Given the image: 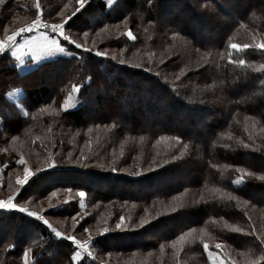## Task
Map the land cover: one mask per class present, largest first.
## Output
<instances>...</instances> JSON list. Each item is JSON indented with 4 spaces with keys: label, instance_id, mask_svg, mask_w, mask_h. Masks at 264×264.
I'll return each mask as SVG.
<instances>
[{
    "label": "trees",
    "instance_id": "trees-1",
    "mask_svg": "<svg viewBox=\"0 0 264 264\" xmlns=\"http://www.w3.org/2000/svg\"><path fill=\"white\" fill-rule=\"evenodd\" d=\"M34 2L4 0L0 27L34 13ZM40 3L45 19L53 8L49 12L59 21L60 13L71 15L79 7L76 0ZM122 17L136 36L123 39L136 46L132 50L111 47L117 33L94 40L82 36L86 48H109L125 65L82 48L76 58L60 56L48 63L53 68L48 77L32 86L24 80L41 75L42 68L21 72L9 51L0 54V73L13 76L0 87V196L16 191L22 154L32 172L47 171L33 176L15 201L56 218L50 222L66 235L91 236L92 256L83 264H212L203 242L226 264H248L264 250L257 239L264 237V181L258 178L264 175V72L258 71L264 50L237 52L230 45L252 44L253 36L259 41L264 35V0H119L114 8L104 0H86L66 27L70 34L65 32L79 41L70 28L89 30ZM149 23L160 48L152 41L148 52L142 44L151 33ZM230 53L245 65L230 63ZM134 79L138 84L129 81ZM73 84L80 86L75 107L65 111L55 103L49 112L51 99L59 101L62 87L67 91ZM19 89L23 106L8 97ZM127 90L122 98L117 95ZM136 93L145 96H131ZM199 94L206 101L197 103ZM47 130L53 131L52 144L43 139ZM161 136H179L182 143ZM81 151L88 161L75 159ZM174 152L182 158L172 161ZM49 158L56 167L48 169ZM42 180L45 186L30 187ZM77 191L85 193L82 208ZM120 216L125 220L117 229ZM142 220L148 223L141 227ZM105 227L109 231L102 233ZM75 248L37 218L0 209V264H25L26 252L27 264H80L72 259Z\"/></svg>",
    "mask_w": 264,
    "mask_h": 264
},
{
    "label": "snow or ice",
    "instance_id": "snow-or-ice-1",
    "mask_svg": "<svg viewBox=\"0 0 264 264\" xmlns=\"http://www.w3.org/2000/svg\"><path fill=\"white\" fill-rule=\"evenodd\" d=\"M4 0H0V4H3ZM76 3L79 4V7L75 9V11L72 12L71 15H66L64 13H60L61 19L59 22H52L50 23L47 19L44 18L43 10L41 7L40 0H35L34 4L32 5V8L35 9V15L34 18L30 22H25L23 26L16 27L13 31H11V34L8 33V28L4 29L5 37L3 39H0V54L5 53L8 50H11V55L16 58V60L19 62V64H24L25 60L24 57L27 55H30L32 60H40L42 57L45 56H56L57 54H64L65 56L69 58H76V53L74 51H68L63 45V42H68L69 45H74L75 49H81L83 48L85 52H91L92 49L85 48L83 44L78 43L75 39H71L68 35L65 34V28L66 26H69V21L73 19V17L76 16L78 12L81 11L85 7L86 0H76ZM67 7V5H65ZM15 19V18H14ZM38 32V36H25V34ZM51 33L52 35H49ZM99 34V33H98ZM87 35V33H85ZM127 36L130 40H135L136 36L132 33V31L127 32ZM18 37L22 39L21 41H18ZM56 37H62L63 41L57 39ZM253 41H255V36H253ZM230 48L239 52L243 49L248 48H255L257 50H264V40L256 41L252 44H231ZM95 55L98 57H106L107 53L103 51H96ZM112 60L116 59V56L111 57ZM229 62L232 64L243 66L245 65L246 61L244 59L234 60L231 58V53L229 54ZM120 65H125L126 61L124 59L119 60ZM132 67L139 68L140 65H132ZM147 71L151 72L152 69L149 68ZM258 71L264 72V64L260 65V69ZM156 75L159 76V72H156ZM177 80L180 79L179 76L176 77ZM89 83H91V78L89 77ZM80 90V86L77 84L72 85V92H78ZM71 94H69L68 98L65 99L62 107L65 111H68L75 107L74 104L70 103L71 101ZM27 115V113H25ZM247 119V118H246ZM96 127H99V125H96ZM247 131V129H245ZM89 132L92 131V129H88ZM251 135L249 136V139H251ZM143 139V137H141ZM160 140H171L174 141L176 144H181L182 140L179 136H172V137H165L161 136ZM90 145V141L87 142ZM243 143V141H241ZM243 146L245 148L250 147L249 144L244 143ZM41 147L44 148L45 151H48L47 146L41 145ZM55 147V145H53ZM184 148H187V144L183 145ZM124 153L121 151L120 156L123 157ZM51 156V154H50ZM69 158L72 159L71 153H69ZM82 158V159H81ZM181 157H178L176 155H172L171 159L172 161H177L181 159ZM77 161L83 163L84 161H88L90 159L89 156H86L83 154V151H81L80 157L75 158ZM47 163L48 169H52L57 166V161L55 159H47L45 161ZM17 163L21 166H23V176L17 177V184L19 187L16 189V192L18 193L21 188H23L24 185L29 183V180L36 175H39L41 171H47V169H37L36 172H32L28 166L27 160L24 158V156L21 154L19 159L17 160ZM113 164L116 163V161L112 162ZM153 163H155V158H153ZM168 161L165 160V164H167ZM161 165L156 164V168H159ZM99 167L103 168L104 165L101 164ZM155 169H148V171H154ZM112 172H116L117 168L115 166L111 167ZM123 171V169H121ZM239 171V169H238ZM134 175H140L139 172L134 173ZM249 175H254V173H249ZM260 180L264 181V175H261L258 177ZM241 178H237L235 183L239 184L241 182ZM53 196L56 195L55 192L52 193ZM79 196L83 198L85 196V193L83 191L79 192ZM15 199V193L13 195H10L6 200L0 199V209H16L21 213H26L30 217H35L38 220L42 221L44 225H47L51 231L55 234L56 237L66 239L68 241H71L76 248L73 251L72 259L75 261L80 262V264H83V258L85 256H92V252L90 251V242L92 241V237L89 236L88 240H81L77 239L75 235H65L64 233L57 231L56 228L52 227V225L49 223L47 219L43 215H41L37 211H30L27 207H24L23 205L19 203L14 202ZM81 206H83V199L80 201ZM173 211H176L175 208L172 209ZM75 219V217H73ZM83 219V217L81 218ZM125 217L120 216L119 222L116 224V228L120 229L124 224ZM147 220L141 221V227L145 224H147ZM84 231H88L87 228L84 229ZM109 229L107 227L103 228L102 233H107ZM255 231V229H253ZM252 234L251 232L249 233ZM180 240H184V236L179 237ZM203 240V238H201ZM257 239L259 240V244L261 246H264V237L257 236ZM216 249H220L221 245L216 244ZM203 249L207 252L208 258L212 261V264H226V261L224 258H219L218 253H214L213 251L209 250V244L207 242H203ZM25 255V264H27V252ZM95 259V257H93ZM264 261V250H262L261 255L254 256L248 260V264H261V262ZM231 264H237L236 260H232Z\"/></svg>",
    "mask_w": 264,
    "mask_h": 264
},
{
    "label": "rangeland",
    "instance_id": "rangeland-1",
    "mask_svg": "<svg viewBox=\"0 0 264 264\" xmlns=\"http://www.w3.org/2000/svg\"><path fill=\"white\" fill-rule=\"evenodd\" d=\"M105 2H106V4H107V6L108 7H115L116 5H117V3H118V1L119 0H104ZM234 1V0H233ZM52 10H54L53 8H48L47 9V11H46V13H47V15L45 14V16H46V18H48L47 20L50 22V23H52V22H59V20L57 19V16L56 15H53L52 14V12H49V11H52ZM45 12V11H44ZM189 14H190V12H189ZM34 15H35V12L33 13V11L31 12V13H29L26 17H24V18H22V19H20V20H18V19H14V20H12L11 22H9L8 24L7 23H5L4 25H2V27H0V39H3L4 37H5V32H4V29L5 28H8V33L7 34H11V31H13L16 27H20V26H23V24L25 23V22H30L33 18H34ZM196 17V16H195ZM128 18H121V19H119V20H116V21H113V22H109V23H105V24H102V25H98V26H96V27H94V28H92V29H89V30H81V31H76V30H74V32H73V28H70L71 29V31H72V33H77V34H79V41L78 40H76L78 43H81V44H83L84 45V47L86 48V47H89V46H86V45H88V44H86V42H87V40L86 39H84V36H82V35H85V33H87V35H89V36H91L92 35V37H93V40L95 39V38H98V37H100V39L102 38V37H107L109 34H111V33H117L118 34V40H116V41H113V45H111V47H113V49H115V51H118V49H123V50H132L133 48V46L134 45H132V46H127V44H125V43H123V39L125 38V36H127V32L130 30V31H132L130 28H129V24L130 23H128ZM72 23V22H71ZM71 23L69 22V25H70V27H71ZM1 25V24H0ZM67 27V26H66ZM152 24H150L149 23V27H148V29L149 30H151V33H150V35L148 36H146L145 37V39H146V42H144V44H142L143 45V47H146L145 49V51H150L151 49L150 48H147V44L148 43H150V42H152V43H154L152 46H153V48H155V46L156 47H158V48H160L159 47V43H157V40H156V38H155V36L153 35L154 34V31H152ZM65 31H67V28H65ZM68 32V31H67ZM34 33H37V34H33V33H31V34H33L34 36H38L39 34H38V32H34ZM69 34H70V32H68ZM99 33V34H98ZM132 33L134 34V32L132 31ZM65 34L66 35H68L66 32H65ZM33 35H27V36H33ZM49 35H52L51 33H49ZM135 35V34H134ZM25 36H26V34H25ZM57 39H59V40H61V41H63V38L62 37H56ZM260 38V40H264V35L263 34H261V37H259ZM18 39V41H21L22 42V39L20 38V37H18L17 38ZM71 40V39H70ZM86 40V41H85ZM259 40V41H260ZM253 42H256V41H253ZM62 46H64L65 48H66V50H68V51H74L75 53H78V49H75V46L74 45H69V43L68 42H63V45ZM170 46H172V45H170ZM101 47V46H100ZM108 47V46H107ZM134 47H136V46H134ZM162 48V47H161ZM82 49V48H81ZM90 49H92L93 51H103V52H106L107 54H109V55H111V56H114L113 54H112V50L111 49H109V48H90ZM156 49V48H155ZM9 51V52H8ZM7 52L8 53H11V50H8ZM264 54V53H263ZM60 56H65L64 54H57L56 56H45V57H42L40 60H32V58H31V56L30 55H27V56H25L24 57V60H25V63L24 64H19V62L16 60V58L15 57H13L14 58V61L17 63V67H18V71H21V72H28V71H31V70H36V71H39L41 68H42V70L40 71V73H41V75L39 74H34L33 76H31L30 78H27L26 80H24V82H25V84H27V85H32V86H37V85H39V81L42 79V78H45V77H48L47 76V73L49 72V71H51V69H53V68H51L49 65L50 64H48V63H51V62H54L55 61V59H59V57ZM116 59H118V58H116ZM118 60H120V59H118ZM46 64H48V65H46ZM20 73V72H19ZM13 78V76H11V75H5V74H1L0 73V87H2L3 85H5V83H6V81L7 80H11ZM250 77H248V79H249ZM130 82H135V84H138V80H129ZM15 82V81H14ZM251 82V81H250ZM114 91H117V89H114ZM121 92V93H120ZM129 91L127 90V91H119V93L117 92V95L119 96V97H123V95L125 94H127ZM69 94H71V101H70V103H72V104H74V94H75V92H72L71 91V88L70 89H68L67 91H66V89H64V87H62V93H61V95H59L58 97H60V100L59 101H57L56 102V100L57 99H51V101H50V104H49V112L50 111H52V109H53V107L54 106H52V105H55V103H57L58 104V106L60 107V110L61 109H63V107H62V105H63V103H64V101H65V99H67L68 98V96H69ZM135 95H137V98H139V97H141V96H145V93H142V94H131V96L133 97V96H135ZM198 96V98H199V100H196V101H198L197 103H201V101L200 100H204V101H206L205 100V97L204 96H202L201 94H199V95H197ZM8 97H10V98H12L15 102H20V106H23V105H21V101H22V97H21V89H19V90H15V91H12V92H10L9 94H8ZM121 99H119L118 98V101H120ZM60 101H62V103L60 102ZM196 101H195V104H196ZM58 107V108H59ZM200 117H196V118H193V123H196L197 124V122H200ZM55 129L56 130H60V129H58V127H56L55 126ZM55 129L53 130V131H55ZM53 131H46L45 133H44V136H43V139H44V141H48L49 142V144H52L53 142L49 139L50 137H51V135H53L52 134V132ZM65 131V130H64ZM64 133V132H63ZM125 132H123L122 134H124ZM49 137V138H48ZM124 139V138H123ZM130 143V142H129ZM19 144H23V145H21L20 147L21 148H24L25 147V144L26 143H23V142H21V143H19ZM136 149H138V150H140L139 148H140V146L139 145H136ZM232 148H234L235 146H231ZM29 150V149H28ZM31 151H34V150H29V152H31ZM127 151H130V150H127ZM137 151V150H136ZM178 153H176V152H174V153H172V155H177ZM44 155V154H43ZM43 155L40 157V158H42L43 157ZM55 154H53V156H54ZM34 158H39V156H35ZM126 160V162L128 161L127 159H125ZM39 163H40V159H39ZM0 169H3V168H0ZM23 174H24V172H22L21 174H18L17 176H16V181H17V177L18 176H20V177H22L23 176ZM30 181V180H29ZM175 181V180H174ZM174 181H167L168 182V184L169 183H173ZM47 183H46V180H42V181H37V182H35V183H32L31 184V188H35L36 187V189H39V188H41L42 186H45ZM28 184H26V185H24V186H27ZM19 187V185L17 184V188ZM79 192H81V191H77L76 192V194H77V196L79 195ZM15 193V197H16V194H17V192L15 191L14 192ZM14 193H10V194H8V195H5L4 197H2V196H0V199H4V200H6L10 195H13ZM84 198V197H83ZM78 207H84V203H83V206H81V204H80V201H81V197L79 196L78 197ZM171 200H173V199H171ZM53 201H58V198H55ZM14 202L15 203H17L16 201H15V199H14ZM136 206V205H135ZM173 206V205H172ZM30 211H34V210H32V209H30V208H28ZM139 212H140V210H136L135 209V214L136 215H138L139 214ZM156 212H157V210H156ZM41 214V213H40ZM147 215H149L150 213H146ZM42 215V214H41ZM45 217V219H47L48 221H49V223L52 225V227H54V228H56L55 226H53V224L50 222V221H52V222H54V220L55 221H57L56 220V218H53V217H46V216H44ZM57 229V231H60L58 228H56ZM60 232H62V231H60ZM63 233V232H62ZM66 235V234H65ZM59 238V237H58ZM77 238V237H76ZM78 239V238H77ZM89 239V237H87V238H85V240H88ZM82 240V239H81ZM214 253H216V252H214ZM218 257L219 258H221L220 256H219V254H218ZM211 261V260H210ZM212 262V261H211Z\"/></svg>",
    "mask_w": 264,
    "mask_h": 264
},
{
    "label": "crops",
    "instance_id": "crops-1",
    "mask_svg": "<svg viewBox=\"0 0 264 264\" xmlns=\"http://www.w3.org/2000/svg\"><path fill=\"white\" fill-rule=\"evenodd\" d=\"M29 34H30V35H33V34H37V33H34V32H33V34H31V33H28V34H26V36H27V35H29ZM33 36H34V35H33ZM5 210H8V209H5Z\"/></svg>",
    "mask_w": 264,
    "mask_h": 264
}]
</instances>
